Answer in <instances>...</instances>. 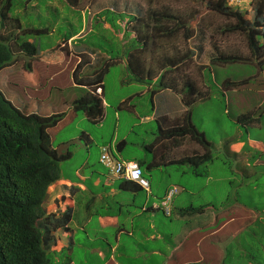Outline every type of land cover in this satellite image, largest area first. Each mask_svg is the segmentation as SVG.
<instances>
[{
  "label": "crops",
  "instance_id": "0c3cea01",
  "mask_svg": "<svg viewBox=\"0 0 264 264\" xmlns=\"http://www.w3.org/2000/svg\"><path fill=\"white\" fill-rule=\"evenodd\" d=\"M69 55V61L76 57L73 53ZM140 84H121L123 89L117 90L111 100L103 89L105 114L97 124L68 113L70 109L64 108L65 99L56 104L30 97L29 102L36 101L43 111H39L40 115L68 113L53 129L55 136L51 138L54 146L70 141L72 155L62 162L60 178L49 185L44 201L49 213L60 215L70 211L72 214L69 228L55 231V244L49 249L55 264H245L243 260L253 264L249 252L247 256L242 252L238 255L241 259L233 261L232 238L237 239L236 233L245 232L248 225L262 219L258 214L254 217V206L251 208L237 198L229 200L227 196L219 200L217 191L214 195L202 192L208 185L221 182V178L214 177L217 169L213 166L214 160H218L219 144L198 124L191 110V121L212 143L210 153L214 157L206 163L198 159L204 153L203 147L189 135L174 131L187 110L180 95L168 89L152 94L150 87ZM197 85L208 92L207 98H210L215 87L205 82ZM216 88L220 90L221 86L218 84ZM36 89L39 90V86ZM8 97L19 105L15 94ZM21 109H27L25 103ZM109 113L114 125L105 135L99 131ZM74 121V130L57 140L60 128ZM122 121L126 127L120 132ZM78 122L81 124L77 125ZM80 140L84 141L83 145L78 143ZM123 140L125 143L119 148L118 156L141 163L143 174L150 182V193L110 175L99 161L102 146ZM229 141L227 137L225 146ZM256 141L259 140L251 137L233 141L226 153L238 151L245 144L252 148ZM92 153L96 159L92 158ZM171 186L179 190L173 197L172 213L168 216L152 206L158 204ZM190 206L203 209L182 212ZM261 211L264 212L260 208L258 213ZM93 219L97 225L89 227ZM79 230L84 233L87 244L76 238ZM243 244L242 241L241 247L247 251Z\"/></svg>",
  "mask_w": 264,
  "mask_h": 264
},
{
  "label": "trees",
  "instance_id": "16d2710c",
  "mask_svg": "<svg viewBox=\"0 0 264 264\" xmlns=\"http://www.w3.org/2000/svg\"><path fill=\"white\" fill-rule=\"evenodd\" d=\"M76 1L68 0L70 5L74 6L78 5ZM25 3L31 5L33 0H25ZM23 5L24 0H0V70L10 66L17 59L15 55L17 52L32 61L38 49L34 42L22 40V36L27 30L32 32L47 30L35 27L28 29L30 27L24 25L22 11L27 9V6L22 8ZM205 6L227 19L234 20L229 22L225 30L242 33L250 55L218 53L211 62L253 63L258 67V76L260 72L264 73V40L261 39L264 35L259 31L263 20L264 2L257 3L252 21L240 11L229 7L227 0H205ZM174 11L168 7L160 9L149 7L144 15L135 19L133 31L140 40V46L133 48L129 53L130 75L127 69V78L124 82L128 85L148 84L151 86V92L171 87L174 92L180 95L182 93V102L188 110L174 131H181L198 142L204 149V153L198 159L206 163L214 159L210 153L212 143L192 123L190 109L199 100L207 98L209 93L196 85V81L190 75L183 73L194 54L186 47L184 41L194 35L195 31L191 25L194 19L191 17L183 19L178 15L179 11ZM115 13L105 8L100 10L94 19L116 22L115 15L118 13ZM119 16L121 17V14ZM27 25H30V22ZM104 25L108 27L107 24ZM149 44L151 48L148 47ZM83 50L85 48L80 50L72 63H66V69H69L67 84L70 86L53 88L63 93L70 89L76 92L75 96L83 92L79 97L74 96L75 99H65V106L70 109L68 113L83 116L87 122L97 124L102 119L104 107L101 96L94 94L93 88L98 84L105 89L103 79L108 63L99 72L96 69L92 72L85 71L84 64L96 65L97 61L84 56ZM43 56L46 62L58 61L56 56H50L48 53ZM26 66L28 69H25V72L35 82L41 83L43 74L37 71V65L31 68L30 63H27ZM166 67L170 69L165 72L163 69ZM92 74L97 76L89 78ZM227 84L236 85L232 82ZM88 87L92 91L88 90ZM224 89L226 90L225 85ZM68 113L64 111L46 117L24 113L6 99L0 90V264H47L50 262V254L53 255L49 249L55 244V231L69 228L72 216L70 211L57 215L47 212L43 206L49 185L60 178L61 164L71 157L73 151L70 141L54 147L47 129L58 126ZM244 118H249V122L256 120L248 114H242L237 119L241 121ZM123 144L124 142H120L119 146ZM191 161L195 162V158ZM213 166H219L217 160H214ZM197 209L192 206L186 208L188 211Z\"/></svg>",
  "mask_w": 264,
  "mask_h": 264
},
{
  "label": "rangeland",
  "instance_id": "374dc122",
  "mask_svg": "<svg viewBox=\"0 0 264 264\" xmlns=\"http://www.w3.org/2000/svg\"><path fill=\"white\" fill-rule=\"evenodd\" d=\"M47 2H51V5ZM77 3L76 8L67 2L63 3L61 0H33L31 5L25 3L24 0L22 8L27 6V9L22 11L24 25L30 27L28 29L35 27L47 30L41 32L27 30L24 32L22 40L27 39L35 43L38 49L37 57L33 58L32 62L27 60L25 56L20 57V53H15L17 60L13 66L14 69L5 67L0 70L2 71L0 90H6L5 92L2 91L3 93L9 95V92L15 89L23 98H41L44 102L52 101L56 104L62 103L66 98H73L76 92L66 89L63 93L53 87L70 86L67 84L69 69H66V63H72L74 60L69 61L70 55L66 53V49H60V46L64 45L63 42L66 38L76 34L73 41L75 51L79 52L85 48V53L97 58L96 65L84 64L85 71L92 72L96 69L99 72L108 63L106 65L108 71L104 76L103 84L105 85L106 96L111 100L117 90L123 89L121 84H125L129 52L140 46L133 30L129 28L128 21L134 20L132 15H138V12L134 10L140 9V12H145L148 7L169 6L179 11L178 15H181L183 19L195 18L196 21L191 25L196 27V35L189 44L195 45L194 48L196 49L194 50L200 61L208 62L211 57L209 33H214L213 37L219 38L218 44L222 50H235L241 55H248L240 35H225L216 30V26H224L227 24L226 22L230 21L218 14H211L206 11L203 0H77ZM111 7L118 13H120L119 11L128 13H120L122 19H119V15H115L117 20L112 23L108 19L107 21H101L98 18L93 20V16L100 10ZM247 13L246 15L252 19V12L247 11ZM28 22L30 25H27ZM104 24H107L108 27H105ZM204 25L208 28V34L202 28ZM43 53L55 55L58 61L46 62ZM98 53H102L103 57L98 56ZM25 61L26 65L30 63L31 68H35L37 65V69L41 70L43 76L39 90L34 86H27L24 94L22 88L27 81V74L21 72V68L24 64L22 62ZM6 68L8 69L7 76L4 75ZM24 68L28 69L27 66ZM169 69L166 67L163 70L166 72ZM128 74L130 75L129 70ZM205 80L215 88H213L210 98L198 102L192 110L198 124L203 126L210 138L219 144L220 151L216 153L219 166L214 167L217 169L215 177L221 178V182L208 185L202 192H204L203 195H207V193L214 195V192L217 191L219 192V200L227 199V197L229 200L237 198L251 208L254 206V217L258 214L262 219L248 225V230L246 229L245 232L236 233L237 239L232 238L233 261L241 259L238 255L242 252L246 256L249 252L254 264H262L264 263V215H262V211L261 213L258 212L260 208L264 210V74L258 77L256 68L252 64L239 61L228 62L222 65H211V71H207ZM227 82L237 85L227 84ZM218 84L226 86L224 94L221 89L216 88ZM36 106L37 102L34 101L31 106L28 105V110L35 108L39 112ZM47 106L48 108L51 107V105ZM242 114L251 115L256 120L249 122V118H244L238 121L237 118ZM122 119L125 121L124 117ZM113 121L109 113L104 120V126L100 128L101 131H98L106 135L108 129H112ZM80 124L77 123V125ZM75 126L76 121L61 127L56 137L57 140H61L63 136L73 131ZM125 127L126 124L122 121L119 127L120 132ZM53 136H55L54 133ZM227 137L230 141L225 146ZM247 137L259 141L254 142L252 148L245 144L238 151L231 154L226 153L231 142L245 140ZM78 143L83 145L84 141L80 140ZM96 157L92 153V158L96 159ZM77 161L80 162L79 158ZM218 185L221 187L219 188ZM90 225L96 227L97 223L93 219L89 223V227ZM75 236L81 243H88L82 231H77ZM242 241L247 251L241 247ZM242 263L247 264L245 260ZM47 264H55L53 255L50 254V262Z\"/></svg>",
  "mask_w": 264,
  "mask_h": 264
},
{
  "label": "clouds",
  "instance_id": "9594fccd",
  "mask_svg": "<svg viewBox=\"0 0 264 264\" xmlns=\"http://www.w3.org/2000/svg\"><path fill=\"white\" fill-rule=\"evenodd\" d=\"M63 3L64 2H67V3H69L68 2V0H61ZM264 2V0H227V4H228V6L229 7H231L233 10H237V11H240L243 15H245V17L247 18V19H249L250 21H252L253 19H254V17H255V9H256V6H257V3H259V2ZM77 2V1H76ZM51 2H47V4H49V5H51L50 4ZM70 4V3H69ZM78 4V3H77ZM203 4H204V7L206 8V11H208V12H210L211 14H218V15H220V16H222L221 14H219L218 12H216V11H213V10H209L206 6H205V0H203ZM72 5V4H71ZM72 6H74V5H72ZM76 8H77V6H75ZM165 7H168L170 10H172V11H174V9L173 8H171V7H169V6H164V7H161V8H165ZM149 8V7H148ZM147 8V9H148ZM151 8H154V7H151ZM109 9H111V10H113L114 12H116V13H118V11L117 10H115V9H113V7H111V8H109ZM147 9H145V12H146V10ZM155 9H160V8H155ZM140 9H137V10H134V11H137L138 12V15L137 16H135V15H132V17H133V19L134 20H129L128 21V25H129V28L130 29H132L133 30V27H134V25H135V23H136V20L135 19H137L139 16H141L142 14L144 15L145 14V12H140L139 11ZM247 11H251L252 12V19H250L246 14H248L247 13ZM120 13H128V12H126V11H119ZM175 12V11H174ZM120 13H118V15H120ZM179 16H181V15H179ZM222 17H224V16H222ZM225 19H227L226 17H224ZM119 19H122V15H121V17L119 16ZM191 19H194V21H196L195 20V18H191ZM262 22H261V26L259 27V31H261V34H263L264 35V13H263V15H262ZM93 20H94V16H93ZM198 20V19H197ZM230 21V22H234V20L233 19H227V21ZM227 24L226 25H224V26H221V27H218V26H216V30L218 31L219 30V32L221 33V34H225V35H231V34H238V35H240V37L242 38V40H243V43L245 44V48L247 49V53H248V55L247 56H250L249 55V50H248V47H247V43H246V39H245V36L242 34V33H239L238 31H227V30H225V27L229 24V22H226ZM193 28H194V35L190 38V39H188V40H185L184 39V41L186 42V47L187 48H189V49H191L192 51H193V58H192V60L190 61V63L186 66V68H185V70H184V74H187V75H190L191 77H192V79H194L195 81H196V83L197 84H199V83H202V82H205L206 83V81H205V75L207 74V71H211V65H213V64H215V65H222V64H216V63H212L211 62V59L214 57V56H216L218 53H223V54H237L238 52L237 51H233V50H229V51H224V50H222L220 47H219V44H218V41H219V38L218 37H213L214 35V33H207L208 32V28H207V26L206 25H204V26H202V28H204L205 29V32L208 34V39H209V49H211V57H210V59H209V61L208 62H204V61H200L199 60V58H197V55L198 54H196V52H195V50L194 49H196V48H194L195 47V45H192V43H190L189 44V42L191 41V39L193 38V37H195V35H196V27L195 26H193ZM133 33H134V35H135V32L133 31ZM76 36V34L74 35V36H72V37H70V38H68L67 40H65V42H63L64 43V45L63 46H60V49L62 48V49H66V53L69 55L70 53H73V54H76L75 56H77V54L80 52H76L75 51V49H74V46H73V41H74V37ZM136 37V36H135ZM68 40H70V44L68 43ZM137 40L138 41H140L138 38H137ZM262 40H264V36L262 37ZM148 47L149 48H151L152 46H151V44H149L148 45ZM156 47V46H155ZM154 47V48H155ZM225 50H227V49H225ZM205 51H207V50H205ZM22 52V51H21ZM131 52V51H130ZM129 52V53H130ZM82 53L84 54V56H88L90 59H92V60H97V58H95V57H93V56H90L89 54H87V53H85L84 52V50L82 51ZM199 53V52H198ZM207 53H208V51H207ZM43 54H45V53H43ZM42 54V55H43ZM98 56H100V57H103V55H102V53H98L97 54ZM104 55H107V53H104ZM237 55H241L240 53H238ZM24 55L22 54V53H20V57H23ZM40 56V55H39ZM38 56V57H39ZM50 56H55V55H51L50 54ZM242 56V55H241ZM244 56H246V55H244ZM35 57H37V55H35L34 56V58ZM130 58V54H128V56H127V67H128V64H129V62H131V59H129ZM26 59H27V57H26ZM33 59V58H32ZM101 59V58H100ZM16 60L17 59H15V61L13 62V63H11V65L10 66H7L9 69H14L13 68V66L15 65V62H16ZM27 60H29V59H27ZM33 62V61H32ZM22 63H24L23 64V68H21V72H25V68H24V66H26V61L25 62H22ZM249 64H252V65H254L255 66V68L257 67V65L256 64H253V63H249ZM12 66V67H11ZM125 66H126V64H125ZM128 69V68H127ZM7 68H6V72H5V74L4 75H6L7 76ZM129 70V69H128ZM257 70H258V67H257V69H256V73H257ZM108 71V70H107ZM2 73V71H0V74ZM26 73V72H25ZM182 73V74H183ZM27 74V81H25V85H24V87L22 88V93H24L25 94V91H26V87L27 86H34V87H36V86H39L40 84L39 83H37V82H35L34 80H33V78L28 74V73H26ZM261 74H264V73H261L260 72V75ZM259 75V76H260ZM258 76V77H259ZM155 81V80H154ZM31 84V85H30ZM196 84V85H197ZM207 84V83H206ZM260 84V83H259ZM258 84V85H259ZM140 85H142V86H145V87H151L150 85H148V84H140ZM237 85V84H236ZM221 86V90L223 91V94H224V92H226V90L224 89V85H220ZM171 90V91H173L174 89L173 88H171V87H169V88H166L165 90ZM88 90H90V91H92V89L91 88H89L88 87ZM93 90H95L93 93L94 94H97V95H100L101 96V98H102V94L100 93V92H102V90H103V88H101L100 86H98V84L97 85H94V88H93ZM1 91H6V90H1ZM161 91H163V90H161ZM151 92V91H150ZM174 92V91H173ZM152 94H155V93H157V92H151ZM174 93H176V92H174ZM13 94H15V99H16V101H18V106H16L14 103H13V100L12 99H10L9 97H8V95L7 94H5L4 93V95H5V97H6V99H8L15 107H17L20 111H22V112H24V113H35V114H37V115H39V116H42V117H46V116H49V115H51V114H55V113H59V112H54V113H51V114H49V115H40L39 114V112H37L36 111V109L34 108V110H29V111H27L28 110V105L29 106H31V104L33 103H31V102H29V100H30V98L28 99V98H23L21 95H20V93H18L15 89L14 90H11L10 92H9V96H11V97H13ZM176 94H178V93H176ZM178 95H180V94H178ZM182 97H183V94L181 93V95H180V98H181V101H182ZM206 99V98H205ZM26 100H28L27 101V103H28V105H26L27 106V109H25V110H22L21 109V107L23 108V106H24V103L26 102ZM33 100H35V99H33ZM32 100V101H33ZM202 101V100H201ZM200 102V101H199ZM27 103H25V104H27ZM102 103H103V98H102ZM22 104H23V106H22ZM37 107V109H39V111L41 110L40 108H38V106H36ZM103 107H104V110H103V116H102V119H103V117H104V114H105V105L103 104ZM192 108L193 107H191V109L190 110H192ZM187 110H188V108H187ZM186 110V111H187ZM186 113V112H185ZM72 116H73V114H72ZM66 116H64V118H65ZM101 119V120H102ZM98 123V122H97ZM57 127V126H56ZM55 127H53V128H48L47 129V132L49 133V135H50V139H51V141H52V136H53V129H54ZM53 142V141H52ZM120 142H124L125 143V141L123 140V141H120ZM120 142H118L117 144H115V143H110V144H108V145H104V146H102L101 148H100V151H99V161L108 169V173L110 174V175H113V176H115V177H118V178H122V179H124L125 181H128V182H132V183H134L135 185H137L138 187H140V188H142V189H144V190H146V192H148V193H150V191H151V189H150V182H149V180H148V178H146V176H144V174H143V170H142V166H141V163L140 162H138V161H135V160H132V159H123L122 157H120V156H118V150H119V148H121V146H119V144H120ZM52 145H54L53 143H52ZM124 145V144H123ZM55 147V146H54ZM103 153H108L115 161H119V162H124V163H133V164H135L138 168H139V170H140V176H141V178H143L146 182H147V185L146 186H144V185H141L138 181H136V180H133V179H130V178H127L126 176H125V174L122 172V173H116V172H114L112 169H111V167L110 166H106L103 162H102V160H101V156H102V154ZM178 187H176V186H171L170 188H168L167 189V191L165 192V194L163 195V197H161L160 199H159V202H158V204L156 205V204H154L153 206H152V208H160L163 212H164V214L165 215H170L171 213H172V200H173V197H174V195L178 192ZM43 206H44V202H43ZM193 207V206H192ZM188 208V207H187ZM193 208H198V209H203V207L202 206H200V207H193ZM143 210H147V207H143L142 208ZM186 211H188V210H186ZM262 215H264V212H262Z\"/></svg>",
  "mask_w": 264,
  "mask_h": 264
},
{
  "label": "built area",
  "instance_id": "2783aa9c",
  "mask_svg": "<svg viewBox=\"0 0 264 264\" xmlns=\"http://www.w3.org/2000/svg\"><path fill=\"white\" fill-rule=\"evenodd\" d=\"M101 160L106 166H110L114 172H123L127 178L136 180L141 185H147V182L141 178L140 170L135 164L115 161L108 153H103Z\"/></svg>",
  "mask_w": 264,
  "mask_h": 264
}]
</instances>
